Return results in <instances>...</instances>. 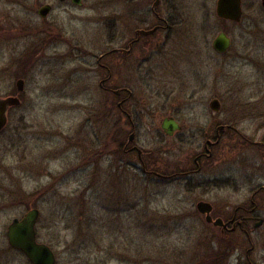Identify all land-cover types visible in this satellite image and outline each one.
Returning <instances> with one entry per match:
<instances>
[{
  "label": "rangeland",
  "instance_id": "rangeland-1",
  "mask_svg": "<svg viewBox=\"0 0 264 264\" xmlns=\"http://www.w3.org/2000/svg\"><path fill=\"white\" fill-rule=\"evenodd\" d=\"M241 2L237 23L216 16V0L172 2L169 41L133 101L140 138L160 148V123L173 118L185 143L164 144L176 150L165 158L194 169L205 141L224 131L212 157L200 160L202 171L188 182H163L120 171L106 155V113L114 109L112 126L118 100L100 90L103 76L88 56L105 50L106 30H125L135 6L0 0V98L20 100L0 132V264H31L6 239L10 222L31 209L39 212L36 238L56 264H264V194L253 199L263 224L249 226V240L239 232L223 240L196 207L204 201L215 215L231 216L239 204L251 206L249 188L264 177V6ZM46 4L61 33L50 41L37 13ZM219 33L231 42L223 54L212 48ZM213 99L218 112L209 108Z\"/></svg>",
  "mask_w": 264,
  "mask_h": 264
},
{
  "label": "flooded vegetation",
  "instance_id": "flooded-vegetation-1",
  "mask_svg": "<svg viewBox=\"0 0 264 264\" xmlns=\"http://www.w3.org/2000/svg\"><path fill=\"white\" fill-rule=\"evenodd\" d=\"M69 1L75 7H82L83 5V0ZM127 1L135 6V13L125 19L123 23L125 30L120 34H117L115 29L106 30L105 38L102 36L103 49L105 50L97 55H88L97 69L96 74L103 76L99 81L100 90L105 94L113 95L118 100L115 104L118 119L112 126L111 115L112 112L114 113V109H109L108 114L106 113V117L109 119V125L107 124L109 128L105 153L113 161H117V168L120 171L125 172V169L127 170L129 167L157 181L174 182L178 179H184V182H188L190 175L202 171V168L205 167L200 163V160L212 157L213 148L218 145L220 133L224 129L215 130V136L205 141L203 152L193 159L194 169H187L189 167L187 164L171 165L172 162L165 158L166 156L172 157V153H175L176 150L166 149L164 144H170L172 141L176 144L185 143L181 135L183 127L173 118L179 129L170 134L163 130L164 119H171V117L164 118L160 123L159 127L162 132L160 136L163 138H159L160 148L147 149V142H143L139 134L142 113L137 110V105L133 101L138 93L139 82L144 83L143 79L147 82L151 81L149 78L151 76L150 69L153 68L154 58L158 50L169 41L173 0H125V2ZM240 3L242 9L241 0ZM43 6L49 7L48 12L41 18L43 20V33L45 38L50 41L61 33H56L55 22H48V15L52 10L51 6L48 4ZM63 33L66 36L67 33L64 31ZM161 33H164L163 37L159 35ZM74 37L77 39L75 35ZM74 42V47H77L79 45L78 39ZM19 80L21 79L17 81ZM113 80L118 81V88L109 87ZM149 90L151 91L150 95H155L152 89ZM226 129H230V127L227 126ZM258 145L264 148L263 144L258 143ZM174 148L176 149L175 146ZM249 192H251L249 198L251 206L248 203L239 204L234 208L231 216L215 215L213 207L210 205L211 221L205 220L204 222L209 228L216 230L223 240L228 239L229 235L236 232L243 234L249 240V226L252 225L253 229H257L263 224V219L257 214V204L254 203L253 199L264 194V177L263 179L258 178L257 184L251 186ZM203 217L206 219V215ZM215 220H220L221 225L215 226ZM243 264L253 263L246 258V262Z\"/></svg>",
  "mask_w": 264,
  "mask_h": 264
},
{
  "label": "water",
  "instance_id": "water-1",
  "mask_svg": "<svg viewBox=\"0 0 264 264\" xmlns=\"http://www.w3.org/2000/svg\"><path fill=\"white\" fill-rule=\"evenodd\" d=\"M77 4V2H75ZM264 6V0H262ZM49 10L48 6H43L38 10L39 16H44ZM216 16L219 19L230 22H239L242 15L240 0H217L215 7ZM230 39L224 34L219 33L212 42V48L218 54L225 53L230 48ZM23 81L16 82L18 92L22 91ZM20 100L17 97L9 96L0 98V131L7 123V112L9 108L19 106ZM212 112H218L220 104L218 100L213 99L209 103ZM163 130L167 134L179 129L178 124L171 119H164L162 124ZM197 210L206 215V221L210 222L211 206L208 203L200 202L197 204ZM39 212L37 209H31L25 213L21 219H14L6 228V239L9 247L21 252L31 264H55L56 257L51 248L36 239L35 226ZM214 225H221L220 220H215Z\"/></svg>",
  "mask_w": 264,
  "mask_h": 264
}]
</instances>
